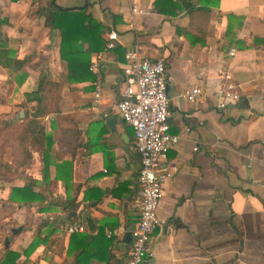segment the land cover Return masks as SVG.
I'll list each match as a JSON object with an SVG mask.
<instances>
[{"label":"crops","instance_id":"crops-1","mask_svg":"<svg viewBox=\"0 0 264 264\" xmlns=\"http://www.w3.org/2000/svg\"><path fill=\"white\" fill-rule=\"evenodd\" d=\"M84 1L82 9H63ZM55 3L61 9L50 0H0V122L16 129L24 122L19 105L41 71L62 84L58 110L40 121L51 137L46 175L35 147L28 144L29 159L17 165V141L14 155L1 147L0 261L12 250L19 253L16 264L73 263L85 243L93 252L86 251L83 264H123L122 239L137 217L139 160L132 129L117 115L115 103L123 53L135 49L164 63L169 131L178 136L162 163L171 176L162 185L148 264H264V0ZM132 6L140 12L131 13ZM55 11L80 12L101 26L102 48L89 54L91 79L64 82L60 32L52 26ZM110 30L116 41L105 49L103 33ZM190 85L201 89L194 102L180 97ZM226 85L239 98L220 109L219 91ZM20 110L23 117L15 121ZM65 161L71 163L67 186L54 168ZM27 183L41 200L8 199L11 187ZM71 199L75 208L67 203ZM73 221L84 231L70 238L65 227ZM106 230L116 232L108 238ZM35 237L41 241L24 255Z\"/></svg>","mask_w":264,"mask_h":264},{"label":"built area","instance_id":"built-area-1","mask_svg":"<svg viewBox=\"0 0 264 264\" xmlns=\"http://www.w3.org/2000/svg\"><path fill=\"white\" fill-rule=\"evenodd\" d=\"M130 11L140 12L135 6ZM102 39L104 48H111L115 44L116 34L113 30L106 31ZM123 58L120 68L121 89L115 111L132 129V145L139 160L135 175L138 187L137 217L133 227L128 229L130 239L123 264H148L151 256L149 236L159 224L157 208L162 185L171 176L162 163L167 151L177 142L178 136L169 131L170 109L163 61L159 58L143 57L135 49L126 50ZM94 66L95 62L90 68ZM93 85L94 97L97 98L99 82L95 81ZM200 95V87L190 85L182 91L180 97L194 102ZM238 98L232 86L226 85L219 91L217 107L224 108L228 100L236 101ZM46 118L50 116L46 115ZM82 231L84 225L78 222H72L65 227L67 234ZM115 232L106 230L104 234L110 238Z\"/></svg>","mask_w":264,"mask_h":264},{"label":"trees","instance_id":"trees-1","mask_svg":"<svg viewBox=\"0 0 264 264\" xmlns=\"http://www.w3.org/2000/svg\"><path fill=\"white\" fill-rule=\"evenodd\" d=\"M56 24L60 32L58 54L59 58L65 62L67 70L63 76L64 82L73 83L91 79L92 74L87 70L89 54L94 50L102 48V43L98 37L101 26L96 22L91 23L83 14L76 11H55L52 15V26L56 27ZM84 44L86 47L83 49ZM15 65L17 66V63ZM61 88V82L50 80L47 74L41 71V76L37 79L35 89L25 94L24 101L19 105L24 108V122L17 127L15 139L19 146L21 160L18 161L17 159L16 165L17 163L22 164L29 159V153L27 151V145L29 144L40 152L42 160L41 171L43 175H46L51 137L44 133V128L40 121L45 115L58 110ZM29 102H33V105L29 108L25 107ZM0 124L3 128H16L12 122L5 123L1 121ZM54 168L55 174L56 172L58 174L56 176L67 186L70 179L71 163L65 161L60 164H55ZM63 172L65 175L60 176ZM29 185L27 183L21 187H11L8 199L22 204L41 200L42 197L40 195L31 192ZM67 203L74 208L76 207L73 199L67 200ZM41 210L44 211L45 207H42ZM70 218L74 220L73 217ZM73 234H70V238L73 237ZM40 241L41 239L38 237L33 238L22 250V253L28 255ZM88 249L92 251V244H80L74 256L73 263L64 264H83L84 261L82 260L86 257L85 253ZM18 256L19 253L17 251L6 250L0 264H16L15 260ZM89 256L87 259H90Z\"/></svg>","mask_w":264,"mask_h":264},{"label":"water","instance_id":"water-1","mask_svg":"<svg viewBox=\"0 0 264 264\" xmlns=\"http://www.w3.org/2000/svg\"><path fill=\"white\" fill-rule=\"evenodd\" d=\"M50 4H51L53 7L57 8V9H61V8L55 3V0H50ZM86 5H87V3H86V1H84L81 5H72V6H70V7L63 8V9H65V10H74V9L79 10V9L84 8ZM242 102L245 103V101H242ZM232 106H233V105H232ZM237 106H238V107H243V106H241V104H239V103L237 104ZM244 107H245V105H244ZM22 117H23V111L20 110V111H18V112L15 114V116H14V120L16 121V120H18L19 118H22ZM113 120H114V118H110V119L107 120V123H108V125H109L110 127H111L112 124H113ZM66 226H67V224H66ZM19 229H20V227L12 228V229L10 230V232H11V234H15L17 231H19ZM7 239H8V238H5V242H7ZM129 239H130V235H129V232L127 231V232L125 233L123 239H122V242H123L124 244H128Z\"/></svg>","mask_w":264,"mask_h":264},{"label":"rangeland","instance_id":"rangeland-1","mask_svg":"<svg viewBox=\"0 0 264 264\" xmlns=\"http://www.w3.org/2000/svg\"><path fill=\"white\" fill-rule=\"evenodd\" d=\"M0 124V151L1 147H8L7 151L10 152V154L14 155V148H12L13 142H15L17 129L15 128H8L5 130ZM1 239V238H0Z\"/></svg>","mask_w":264,"mask_h":264}]
</instances>
